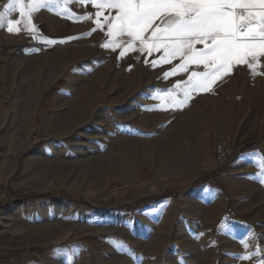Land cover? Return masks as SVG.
I'll return each mask as SVG.
<instances>
[{"label":"rangeland","instance_id":"1","mask_svg":"<svg viewBox=\"0 0 264 264\" xmlns=\"http://www.w3.org/2000/svg\"><path fill=\"white\" fill-rule=\"evenodd\" d=\"M96 11L79 0L67 10L52 3L31 13L35 31L18 12L9 19L21 20L19 33L0 27V264H147L161 255L166 264H245L250 214L234 212L241 199L222 184L225 212L216 218L205 189L220 177L264 175V92L258 112L225 86L205 111H184L164 77L91 38ZM75 109L80 117L66 116ZM222 139L238 152L220 171ZM254 189V210H263L264 192Z\"/></svg>","mask_w":264,"mask_h":264},{"label":"snow or ice","instance_id":"2","mask_svg":"<svg viewBox=\"0 0 264 264\" xmlns=\"http://www.w3.org/2000/svg\"><path fill=\"white\" fill-rule=\"evenodd\" d=\"M73 0H8L0 11V27L7 23L8 32L19 33L21 20L9 19L18 12L25 28L35 31L31 13L52 3H62L64 9ZM91 4L96 26L107 25L112 38L102 45L115 51L124 44L119 56L128 50L139 53L160 52L162 62L168 63L177 56L184 63L179 70H187L189 63L203 65L207 71L193 72L191 91H208L212 84L232 71L235 65L244 64L254 69L258 56H264V0H79ZM115 10V15L104 16V10ZM240 11H237V10ZM27 13V16L25 15ZM104 16V24L99 17ZM91 19L92 17H86ZM159 21V23H157ZM150 32V35L148 33ZM130 39L120 41L117 37ZM138 44L139 48L136 47ZM48 43H54L49 40ZM203 45L197 49L196 45ZM154 64L156 61L153 62ZM168 73L166 75H171ZM179 87V86H178ZM190 91L185 92V101ZM249 259V257H244ZM264 264V260L260 261Z\"/></svg>","mask_w":264,"mask_h":264},{"label":"crops","instance_id":"3","mask_svg":"<svg viewBox=\"0 0 264 264\" xmlns=\"http://www.w3.org/2000/svg\"><path fill=\"white\" fill-rule=\"evenodd\" d=\"M91 4H85V6H90ZM237 11H240L239 9ZM110 12L115 13L114 10L110 9ZM159 23V21H157ZM104 29L107 30V26H104L103 29H100L96 26V23H90V30L93 31L91 33V38H93L97 42H110L112 40L111 37L107 35V32H104ZM150 35V32L148 33ZM120 41H127L130 39L127 36L117 37ZM137 48L140 45L137 42ZM124 48V44H121L120 51ZM197 49H202L203 45L197 44ZM163 49L160 52H153L149 55L146 51L143 53H139L137 51L128 50L125 55L122 57V62L124 64H129L131 68H135V70H141L145 68L156 77H164L165 83L175 86L177 89V101L182 102L185 101V92L190 91V95L187 97L186 102L187 106L183 109L187 111L188 108L192 107L198 111H205L207 106L206 102L209 100L217 101L221 100L219 96V87L225 86L227 87V91L230 95H234L235 100L242 103L241 106H249L257 108V112L259 110L258 106L263 104L262 93L264 92V56H258L255 62L254 69H250L248 66L241 64L235 65L232 69L234 75L233 83H230L231 74L228 73L223 76L221 79L216 80L211 89L208 91H191L190 79H195L192 77V73L200 72L203 73L207 71L204 66L197 65L195 63H189L187 65V70H177L179 66L184 63L183 58L177 56L172 59L171 62L165 63L162 62L161 58L163 57ZM156 61L154 64L153 62ZM129 67V68H130ZM168 73H172L171 75H166ZM179 86V87H178ZM218 97V98H217ZM218 102V101H217ZM180 108V111H183ZM256 112V114H257ZM206 119V118H205ZM252 150V149H250ZM252 160V157L246 158ZM218 177V176H217ZM225 184L227 186L228 191L230 193L231 200L241 199L238 202L237 210L234 212L236 214L240 212H248L250 214L251 221L242 228L244 241L241 243V260L246 262L245 264H258V214H264V209L260 211H255L254 206L257 204V197L254 196V188L259 187L261 192H264V175L261 177L254 176L252 173H249L248 176H242L240 178H229V176L217 178V182L213 181L211 184L208 183L207 189H205V198L208 199L207 207L208 211L211 214H214L217 218L221 212H225L223 200L220 195L219 186ZM245 208V209H242ZM248 208V210H246ZM232 211V208H230ZM233 212V211H232ZM255 215V217H254ZM261 215V216H262ZM215 218V219H216ZM253 218V220H252ZM264 225V224H263ZM225 234V232H223ZM212 237H209L208 244H212ZM223 235L219 234L217 240L219 241V247L222 246ZM1 256V255H0ZM249 257V259H245L244 257Z\"/></svg>","mask_w":264,"mask_h":264},{"label":"built area","instance_id":"4","mask_svg":"<svg viewBox=\"0 0 264 264\" xmlns=\"http://www.w3.org/2000/svg\"><path fill=\"white\" fill-rule=\"evenodd\" d=\"M237 152V147L233 146L227 140L222 139L217 141L215 144V157L218 170H224Z\"/></svg>","mask_w":264,"mask_h":264},{"label":"bare ground","instance_id":"5","mask_svg":"<svg viewBox=\"0 0 264 264\" xmlns=\"http://www.w3.org/2000/svg\"><path fill=\"white\" fill-rule=\"evenodd\" d=\"M26 68V67H25ZM93 101L94 100H92V101H88L87 103H85L83 106L85 107V109H90L91 108V106H92V104H93ZM80 108H82L81 106H80ZM86 111V110H85ZM71 113L72 114H74L76 117H80L81 116V112L79 111V110H76L75 109V111L73 110V111H69V113L66 115V116H70L71 115ZM66 116H65V118H66ZM69 117H67L65 120H62L61 121V127H62V129H64V128H66L67 127V119H68ZM75 120V119H74ZM73 133V132H72ZM125 146H127V145H125ZM132 147V146H131ZM129 149V148H128ZM127 149V150H128ZM133 149V148H132ZM189 160H190V158H189V156H187V155H185L184 156V162H185V164L186 165H188L189 164ZM56 168V167H55ZM54 171V170H53ZM37 237H34V239L33 240H35ZM204 252V251H203ZM204 257H205V253H204ZM151 260V259H150ZM170 261V260H169ZM101 262V261H100ZM102 264H112L111 262H101ZM100 263V264H101ZM166 264V263H164V256L163 255H161V257L160 258H158V259H154V262L152 263V262H148L147 264ZM204 263V262H203ZM202 263V264H203ZM132 264H137V262H135V261H132Z\"/></svg>","mask_w":264,"mask_h":264},{"label":"trees","instance_id":"6","mask_svg":"<svg viewBox=\"0 0 264 264\" xmlns=\"http://www.w3.org/2000/svg\"><path fill=\"white\" fill-rule=\"evenodd\" d=\"M57 195H55V194H47V195H43L42 197H47V198H55ZM38 196L37 195H28L26 198H37ZM59 198H66V199H69V200H71V201H74L73 199H71V198H68V197H66V196H59ZM78 202H80V203H83V202H81V201H78Z\"/></svg>","mask_w":264,"mask_h":264}]
</instances>
